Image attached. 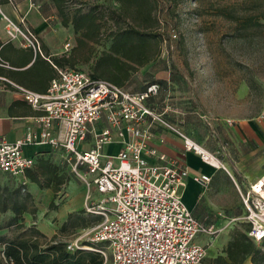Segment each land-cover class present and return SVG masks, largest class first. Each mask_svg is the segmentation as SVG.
<instances>
[{
  "label": "built area",
  "instance_id": "2783aa9c",
  "mask_svg": "<svg viewBox=\"0 0 264 264\" xmlns=\"http://www.w3.org/2000/svg\"><path fill=\"white\" fill-rule=\"evenodd\" d=\"M2 18L8 40L39 50L37 33L24 17L18 22ZM54 67L44 92L14 84L40 110L31 117L39 127L14 141L0 138V173L24 178L35 162L24 152L29 145L60 149L86 186L83 209L93 219L65 241L68 251L93 250L105 260L110 256L111 264H203L206 249L197 236L212 237L224 227L203 224L187 207L180 188L189 168L182 155L171 157L160 150L165 140L156 131L179 137L183 153L193 151L205 162L215 157L165 117L169 103L159 111L149 102L158 92L157 83L131 91L77 67ZM192 178L201 184L210 181L202 173ZM235 185L245 208L238 219L248 221L249 237L259 242L264 238V174L246 188Z\"/></svg>",
  "mask_w": 264,
  "mask_h": 264
},
{
  "label": "rangeland",
  "instance_id": "374dc122",
  "mask_svg": "<svg viewBox=\"0 0 264 264\" xmlns=\"http://www.w3.org/2000/svg\"><path fill=\"white\" fill-rule=\"evenodd\" d=\"M77 1L82 12L96 10L102 35L97 41L84 40L69 23L66 27L73 29V46L68 50L75 62L68 67L92 73L96 60L109 47L107 33L112 28L126 26V23L137 25L131 17L121 15L122 10L115 0ZM164 1L171 6L169 15L174 23L171 32L175 36L171 35L172 40H168L167 26L162 22L149 29V32L162 33L158 37V53L132 71L122 86L140 91L157 83L158 92L149 102L159 111L169 103L171 109L165 112V117L220 161V172L206 187L215 204L213 211L209 209L213 214L211 222L218 221L225 229L212 237H201L206 249L203 264H208L211 258L222 253L229 237L248 227V221L232 220L233 216L245 214V208L235 185L236 180L239 183L238 179L231 167L224 168L221 162L229 159L230 153V123L227 120L255 119L264 111V0ZM153 5V15L157 17L163 2L155 0ZM222 8L238 13L239 20L222 14ZM73 11L67 10L65 15L70 16ZM245 16H251L259 23L245 29L241 26ZM62 20V15H58L50 24H62ZM137 27L143 30V27ZM107 150L112 149L108 146ZM42 156L49 158L57 172L65 176L56 194L50 187H39L27 176L13 178L0 173V189L20 188L30 194V202L35 208L34 212L25 211L12 222V211L0 214V238H3L0 249L4 239L22 232L25 227L34 226L45 240L57 236L68 241L93 221L83 211L86 186L71 171L63 151L53 149L47 154H38L35 163ZM184 189L185 186L180 191ZM52 200L53 207L50 206ZM218 209L220 215L216 213ZM216 216H220V220ZM63 222L68 225L61 231ZM102 264H111L110 256L106 260L103 257Z\"/></svg>",
  "mask_w": 264,
  "mask_h": 264
},
{
  "label": "crops",
  "instance_id": "0c3cea01",
  "mask_svg": "<svg viewBox=\"0 0 264 264\" xmlns=\"http://www.w3.org/2000/svg\"><path fill=\"white\" fill-rule=\"evenodd\" d=\"M69 2L66 11L68 8L72 10L74 6L75 8L81 6L74 0H69ZM3 15L14 22H18L21 17H24L30 28L37 33L39 50L23 46L17 40H8ZM58 15L60 14L54 0H7L0 2V40L3 44H8L5 55L13 64L9 65V62L2 64L8 70L6 76L0 75V138L14 141L24 136L28 130L35 131L39 127L32 121L31 117L40 114V110L27 103L14 84L36 92H44L56 73L55 64L51 58L64 55L70 58L73 63L75 62L72 58V52L68 50L69 47L73 46L71 41L73 40V29L61 23L58 25L50 24ZM67 42L70 45L65 49L64 45ZM68 66L70 65L66 64L63 67ZM227 121L230 123V153L229 159L222 161L221 164L224 168L231 167L240 186L246 188L249 183L256 181L264 174V118H260L259 115L255 119L245 117L232 120L229 118ZM156 133L163 136L165 140L163 144L159 145L160 150L171 157L182 155L189 168L190 175L186 180L185 189L182 191V198L192 214L203 224H213L215 227L223 226L225 229V225L220 226L218 221L211 222L213 221V214L209 212V209L213 211L214 206L212 205L215 204L208 195L206 185L209 182L201 184L192 178V175L202 173L208 175L211 180L220 172V165L214 166L205 162L193 151L183 153L181 139L171 132L160 129ZM113 148L116 149L117 146L114 145ZM52 150L50 146L29 145L25 147L24 152L36 159L38 154H47ZM197 208H199L198 212L196 211ZM216 213L217 215L221 214L219 209ZM216 217H218L217 220H220V216ZM238 217L240 216H233L232 220H239ZM202 236L208 235L199 234L196 239L200 243H202ZM229 239L230 237L226 242ZM245 264L251 263L247 260Z\"/></svg>",
  "mask_w": 264,
  "mask_h": 264
},
{
  "label": "trees",
  "instance_id": "16d2710c",
  "mask_svg": "<svg viewBox=\"0 0 264 264\" xmlns=\"http://www.w3.org/2000/svg\"><path fill=\"white\" fill-rule=\"evenodd\" d=\"M4 1L7 0H0V2ZM54 1L59 14L63 17L62 25L67 26L70 23L75 32L81 33L84 40L97 41L99 38L101 39L102 24L95 12L96 10L91 9L82 12V6L75 8L73 5L74 11L70 16H66L65 12L69 0ZM74 1L79 3L77 0ZM115 1L122 10L121 15L131 17L137 26L143 27V30L131 23H126V26L122 28H112L107 33L110 41L109 47L96 60L92 75L122 86L132 71L148 63L158 53L157 46L160 41L158 37L162 33L149 32L148 30L155 28L162 22L167 26V37L171 41V29L174 23L169 15L171 6L164 0H162L163 9L157 17L153 15V2L155 0ZM221 13L236 21L240 17L238 13L225 8H222ZM257 23H259L258 20H253L251 16H245L241 26L247 29ZM6 45L8 44H3L0 40V75L3 76H6L8 69L2 64L9 62V65H13L5 55ZM51 59L57 66L63 67L66 64H73L71 59L64 55ZM24 175L39 187H50L54 194L58 192L65 180V176L57 172V167L50 162L49 158L43 156L39 157L36 163L34 162L32 167L25 171ZM30 201V194L22 192L20 188L11 191L0 189V214L10 210L14 213L11 222L15 221L17 216L23 212L35 211ZM50 206H54L53 200L50 202ZM67 225V222H63L60 227L61 231L65 230ZM23 229L15 236L4 239L0 249V264L103 263V256L96 251L80 249L68 251L65 247V241L57 238V236L45 240L44 235L34 226ZM249 229L250 224L248 223L246 230H237L226 242L222 253L211 258L208 264H244L246 260H249L251 264H264V238L255 242L248 235Z\"/></svg>",
  "mask_w": 264,
  "mask_h": 264
},
{
  "label": "bare ground",
  "instance_id": "6f19581e",
  "mask_svg": "<svg viewBox=\"0 0 264 264\" xmlns=\"http://www.w3.org/2000/svg\"><path fill=\"white\" fill-rule=\"evenodd\" d=\"M217 160L215 158H212L211 160H209V163H211L212 165H216L217 164ZM217 166V165H216Z\"/></svg>",
  "mask_w": 264,
  "mask_h": 264
}]
</instances>
